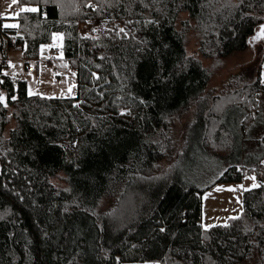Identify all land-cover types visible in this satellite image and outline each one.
Returning <instances> with one entry per match:
<instances>
[{
  "label": "trees",
  "instance_id": "obj_1",
  "mask_svg": "<svg viewBox=\"0 0 264 264\" xmlns=\"http://www.w3.org/2000/svg\"><path fill=\"white\" fill-rule=\"evenodd\" d=\"M19 2L38 11L0 29V264H264L263 182L244 192L227 227L201 226L206 191L263 176L264 136L255 165L205 187L175 161L162 167L179 111L206 94L227 58L261 38L264 0ZM88 22L104 32L82 35ZM57 34L77 73L75 97L30 95L26 80L4 75V46L21 50L28 66ZM191 34L198 54L188 53ZM262 81L259 70L203 101L199 153L221 162L239 153V130L264 119Z\"/></svg>",
  "mask_w": 264,
  "mask_h": 264
},
{
  "label": "rangeland",
  "instance_id": "obj_2",
  "mask_svg": "<svg viewBox=\"0 0 264 264\" xmlns=\"http://www.w3.org/2000/svg\"><path fill=\"white\" fill-rule=\"evenodd\" d=\"M22 8H37L34 6H23L17 0L12 4V0H0V29L5 24H16V13ZM187 19V15L182 14L177 22V28H182V22ZM2 25V26H1ZM98 23L92 29L96 34H102L104 30L98 29ZM95 29V30H94ZM264 34V33H262ZM262 36V35H261ZM63 35L57 34L52 44L44 45L40 49L38 60H30L29 67L32 71H27L26 60L21 50L8 49L4 46L3 53L7 56V67L4 73L7 75L24 79L27 81V90L30 95H39L52 98H73L77 95V73L72 69L69 62L64 59L62 53ZM59 50L54 53V49ZM187 50L189 54H198L199 45L193 34L187 38ZM206 66H211L213 60H203ZM259 70L264 80V39L259 37L250 49L245 52L236 53L224 61V65L216 70L206 94L182 108L173 123L172 144L167 158L162 163V167L174 166L181 172L182 176L190 182H194L200 187H205L216 182L230 168H245L255 165L256 155L262 151L257 141L264 136V119L256 121L255 126L239 136V153L229 162L217 161L201 154L196 149V134L198 131V115L203 101L212 98L216 93H220L229 82L232 81H252L256 78ZM71 89V91H69ZM237 127V122L235 124ZM236 129V128H235ZM244 148L242 153L241 148ZM264 148V147H263ZM245 150H249L246 154ZM264 168V164H263ZM255 176L253 181L250 177ZM264 183L263 176L257 171L249 172L242 182L219 183L203 194V214L201 226L207 230L217 225H227L230 217H240L243 211L244 189H254L255 183ZM243 186V187H241ZM122 264H160L159 262H128Z\"/></svg>",
  "mask_w": 264,
  "mask_h": 264
},
{
  "label": "snow or ice",
  "instance_id": "obj_3",
  "mask_svg": "<svg viewBox=\"0 0 264 264\" xmlns=\"http://www.w3.org/2000/svg\"><path fill=\"white\" fill-rule=\"evenodd\" d=\"M45 2H48V0H45ZM17 3V0H12V4H16ZM20 11H27V12H37L38 11V9L37 8H22V9H20ZM16 15H19V13H16ZM4 27L5 28H16V27H18V25H16V24H5L4 25ZM120 31L121 32H123L124 31V29H120ZM261 33H264V25H261ZM259 35L260 34H258L256 37H254L253 39L255 40V39H258L259 38ZM4 75H7V73H4ZM262 82H264V81H262ZM0 83H3V81H0ZM69 91H71V89H69ZM12 99H15V97H12ZM0 100H3V97L2 96H0ZM7 105L5 104V107H6ZM250 179H252L253 181H255V179H256V177L255 176H253V177H250ZM241 187H243V186H241ZM252 187L253 188H256V187H259V185H257V184H253L252 185ZM251 189H247V188H245L244 189V191H250ZM238 217H230V219H237ZM226 227H227V225H225Z\"/></svg>",
  "mask_w": 264,
  "mask_h": 264
},
{
  "label": "built area",
  "instance_id": "obj_4",
  "mask_svg": "<svg viewBox=\"0 0 264 264\" xmlns=\"http://www.w3.org/2000/svg\"><path fill=\"white\" fill-rule=\"evenodd\" d=\"M80 26H85V27H79L80 28V33L82 35H87L89 34L92 29L95 27L94 23L88 22V23H82ZM59 50L57 48L54 49V53H58ZM27 71H32V69L29 66H26Z\"/></svg>",
  "mask_w": 264,
  "mask_h": 264
},
{
  "label": "crops",
  "instance_id": "obj_5",
  "mask_svg": "<svg viewBox=\"0 0 264 264\" xmlns=\"http://www.w3.org/2000/svg\"><path fill=\"white\" fill-rule=\"evenodd\" d=\"M1 26H2V25H1ZM79 27H85V26H79ZM90 33H91V32H90ZM7 65H8V64H7V61H6V67H7ZM263 164H264V161H263Z\"/></svg>",
  "mask_w": 264,
  "mask_h": 264
},
{
  "label": "water",
  "instance_id": "obj_6",
  "mask_svg": "<svg viewBox=\"0 0 264 264\" xmlns=\"http://www.w3.org/2000/svg\"><path fill=\"white\" fill-rule=\"evenodd\" d=\"M262 38H264V34H262V36H261ZM7 105V104H6Z\"/></svg>",
  "mask_w": 264,
  "mask_h": 264
}]
</instances>
